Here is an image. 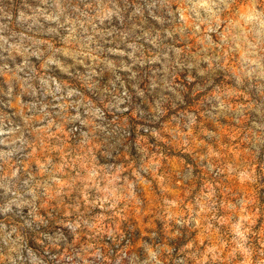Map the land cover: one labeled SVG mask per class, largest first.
Listing matches in <instances>:
<instances>
[{"label":"clouds","instance_id":"clouds-1","mask_svg":"<svg viewBox=\"0 0 264 264\" xmlns=\"http://www.w3.org/2000/svg\"><path fill=\"white\" fill-rule=\"evenodd\" d=\"M165 141L192 160L174 181ZM150 185L159 230L132 239ZM249 188L264 0H0V264H264Z\"/></svg>","mask_w":264,"mask_h":264},{"label":"rangeland","instance_id":"rangeland-1","mask_svg":"<svg viewBox=\"0 0 264 264\" xmlns=\"http://www.w3.org/2000/svg\"><path fill=\"white\" fill-rule=\"evenodd\" d=\"M193 106H194V110H196L194 100H193ZM131 119L134 120L135 117H132ZM216 127L218 130L220 144L223 145L224 143H227L228 138L230 136H233V133L230 130V128L223 124H217ZM162 147L173 158L163 162L161 171L166 172L174 181L178 172L183 170L184 164L186 162L192 163V160L191 158L187 159L186 161L177 159L176 157L182 155V153L179 151V148L177 146L168 145L167 141H165ZM200 150L201 148L198 144L196 151H200ZM221 150L223 151V148H221ZM234 151H235L234 149H229L228 155H232ZM239 155L240 154H237L238 159H239ZM197 174L199 176H206L207 171L205 169H198ZM221 184L226 189L227 193L240 190L234 185V182L231 180V178L226 180L222 179ZM152 189L153 186L150 185L145 189V192L143 193V198L147 202V209L144 211L137 209L133 212H130L128 218L123 222L122 225L123 230H125L128 236H130L132 239L136 238L137 233H143L144 237H149L151 232L159 230V225L157 224L154 215L158 208V203H157L158 196ZM172 191L175 195L182 196V185H175ZM244 191L248 192L249 195H254L257 201L264 203V188H260V189L249 188V189H244Z\"/></svg>","mask_w":264,"mask_h":264}]
</instances>
